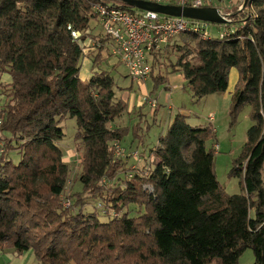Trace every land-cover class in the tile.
I'll return each mask as SVG.
<instances>
[{"label":"trees","instance_id":"trees-1","mask_svg":"<svg viewBox=\"0 0 264 264\" xmlns=\"http://www.w3.org/2000/svg\"><path fill=\"white\" fill-rule=\"evenodd\" d=\"M107 1L0 0V251L29 253L37 264H238L249 248L252 264H264V0H249L253 16L228 37L170 39L163 53L169 48L174 62H161L160 48L149 53L156 83L167 77L153 76L154 66H170L197 99L225 92L230 69L238 71L229 114L250 104L253 123L230 170L235 194L216 177L212 131L183 114L148 155L133 147L143 143L138 127L122 147L129 130L110 123L128 102L98 68L112 40L90 31L92 19L99 23L93 4ZM66 117L75 118L83 148L72 175L59 144ZM132 151L142 167L131 168Z\"/></svg>","mask_w":264,"mask_h":264},{"label":"rangeland","instance_id":"rangeland-1","mask_svg":"<svg viewBox=\"0 0 264 264\" xmlns=\"http://www.w3.org/2000/svg\"><path fill=\"white\" fill-rule=\"evenodd\" d=\"M111 2L120 4L119 0H109V3ZM246 12V7L243 10H234L232 12L234 13L233 24L235 26L243 22L244 16L247 17ZM90 29L92 35L98 33L105 34L97 20L92 19L90 21ZM180 38L177 36L171 39L169 44L173 43L174 40L179 43ZM164 45L159 49L161 52L158 55L159 59L161 62L166 63L167 57H170L171 62H174L176 56L169 54V48L167 49L168 52L166 50L163 53ZM103 56L106 59L98 65V68L110 73L115 81L116 94L128 102V109L110 123L112 128H125L129 130L128 135L121 141L122 147L127 151L129 150L127 143L133 137V130L138 127L137 133L142 135L143 143L139 145L138 142H134L133 147L136 148L137 146L139 151H144V154L148 155L150 148L157 143L160 135L165 134L175 116L183 114L191 125L207 127L212 131L213 135L211 139L207 140L206 146L207 148H213L214 146V171L216 177L225 191L232 194L239 193L238 178L230 175V170L234 160L242 151L247 129L253 123L250 117V104H244L235 119H232V116L229 114L231 98L229 100L223 98L222 100L220 99L221 97L217 98V93L204 96L200 99L195 98L187 85V80L182 71L171 72L170 66L166 67V65H163L159 70L158 66L155 65L153 76L157 74L166 76V82L156 83L151 76L142 82H136L127 76V69L123 64L115 63V66H112L111 54L108 56L106 50L103 51ZM85 58L82 59V64L86 63ZM194 62H196V59ZM1 80L8 82L9 76L2 74ZM142 103L143 105H141ZM60 126L63 129L64 137L60 140L59 144L63 149L64 159H70L69 165L72 169V175L76 172L75 160L78 156L81 157L83 148L76 141L77 127L75 118H64L60 122ZM129 160L131 161V158ZM131 162L135 164L131 165L133 169L142 167L143 161L141 158L137 159L135 163L133 160ZM76 186L74 184L70 189H77ZM94 203V201H90L85 206V210L91 211ZM131 207L135 208V206ZM253 260V252L248 248L240 256L238 264H252ZM35 264L37 263L35 262Z\"/></svg>","mask_w":264,"mask_h":264},{"label":"built area","instance_id":"built-area-1","mask_svg":"<svg viewBox=\"0 0 264 264\" xmlns=\"http://www.w3.org/2000/svg\"><path fill=\"white\" fill-rule=\"evenodd\" d=\"M146 1L192 8L215 7L226 18L227 22L211 23L183 16L166 15L154 11L139 10L124 4L122 6L109 3V1L93 4L101 29L112 40L110 46L111 62L123 64L130 79L136 82H142L150 75L149 53L151 50L159 49L170 39L185 33L196 34L203 40L223 39L235 33L244 24L243 22L238 26L233 24L232 12L234 10H243L246 7L247 18L254 14L247 5L248 3L244 4V0ZM71 35L78 39L81 33L71 31ZM114 154L116 156L125 154V150L118 141L114 142ZM131 155L133 159H139L137 151H132ZM145 188L152 190V187L148 185H145Z\"/></svg>","mask_w":264,"mask_h":264},{"label":"water","instance_id":"water-1","mask_svg":"<svg viewBox=\"0 0 264 264\" xmlns=\"http://www.w3.org/2000/svg\"><path fill=\"white\" fill-rule=\"evenodd\" d=\"M125 6L133 7L139 10H148L166 15L183 16L191 19L207 21L211 23H225L226 18L223 17L217 8L204 7V8H192L182 7L177 5H165L150 2L146 0H119ZM249 0H244V4H247Z\"/></svg>","mask_w":264,"mask_h":264},{"label":"crops","instance_id":"crops-1","mask_svg":"<svg viewBox=\"0 0 264 264\" xmlns=\"http://www.w3.org/2000/svg\"><path fill=\"white\" fill-rule=\"evenodd\" d=\"M85 64H82L80 68V77L82 80L87 81L90 77V68H91V62L86 60ZM229 81H228V89L224 93H217V98H220L223 100L230 99L231 94L234 91L235 84L238 79V71L236 68H231L229 71ZM0 264H35L33 260V256L29 253H25L23 255H17L13 252H1L0 251Z\"/></svg>","mask_w":264,"mask_h":264}]
</instances>
